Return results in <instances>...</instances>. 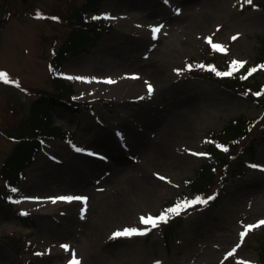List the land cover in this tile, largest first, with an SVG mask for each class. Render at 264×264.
<instances>
[{
  "label": "rangeland",
  "instance_id": "374dc122",
  "mask_svg": "<svg viewBox=\"0 0 264 264\" xmlns=\"http://www.w3.org/2000/svg\"><path fill=\"white\" fill-rule=\"evenodd\" d=\"M87 1L0 0V72L19 84L0 81V264H69L72 252L81 264H264V225L240 237L264 220V93L251 99L208 67L240 60L244 74L264 60V0H100L96 8ZM152 21L163 25L155 39ZM88 31L94 46L64 55L54 75L57 53ZM209 37L226 51L213 50ZM159 70L165 77L154 80ZM135 72L146 77L139 86L121 82ZM256 79L264 82V69ZM40 97L69 101L50 113L71 140L46 135L30 162L22 146L42 135L32 125ZM244 120L247 135L230 143L226 165L194 194L208 150L220 143L215 136ZM58 196L87 197L83 217L84 202L48 199ZM197 196L215 199L184 210L167 233L161 223L146 235L112 238L143 229L141 216H157L173 200Z\"/></svg>",
  "mask_w": 264,
  "mask_h": 264
},
{
  "label": "trees",
  "instance_id": "16d2710c",
  "mask_svg": "<svg viewBox=\"0 0 264 264\" xmlns=\"http://www.w3.org/2000/svg\"><path fill=\"white\" fill-rule=\"evenodd\" d=\"M99 1L100 0H88L87 2L90 4L92 3L93 7L96 8L99 5L98 4ZM93 7H91V9H93ZM89 33L90 32L88 31L86 32V34H82L79 37L80 39L78 41H71L69 42V44H67V46L62 47L60 52L57 53V55L53 59L54 68H57L58 66L62 64V61L64 60L63 58L64 55L66 56L67 54H70V53L72 55H77V54L88 51L90 47L94 46L95 44L94 37L92 40L91 37L88 35ZM263 44H264V41H263ZM213 64H216V63L213 62ZM261 64H264L263 59L254 63L253 67H256L258 70L260 69L258 66ZM257 70L253 72L250 76L248 75L247 78L245 79V78L240 77L236 72H233V75L231 76L217 75V72L228 71V68H226L225 65H222V66L215 65V72H216L217 79L221 80V82L224 85L229 86L231 88H234V87L240 88L241 93H243L244 95L254 100H259L255 97L256 93L263 92L264 90V83L256 79L257 76L259 75ZM58 100L59 99L55 97H41V98H38L33 103L32 125L35 127L34 129H36L38 132L35 134L41 133L42 135L39 137L35 135L32 136L30 138L32 144L22 146L23 150L27 153V156L25 157L28 158V161L30 159V162L34 161V159L32 160V158L34 157L33 152L36 149L37 150L39 149L40 140L41 138H44L46 135L48 137L58 136L59 138H62V139L71 138V133L64 131L59 126H56L54 124V120L51 118L52 115L50 113V107L53 105V103L62 104L64 105L65 108H67L69 105L68 100L66 101L65 99H61L60 102ZM103 103L109 106L111 104L108 101H104ZM239 124H231L222 133H219V135L215 137H217L220 141L224 142L225 145L228 147V145H231L230 144L231 142H234V141L237 142L238 140H240V138H243L245 135H247L245 129H247L249 123L245 122L244 120V122L242 121L241 125ZM209 152L211 154L209 163L207 164L205 163L203 165V167L201 168L199 172V177L194 182H192L193 183L192 189L194 190V194L196 195L202 194L203 192H205L206 188L209 187V185L211 184L210 177L214 173V170L216 169V167L222 164L226 165L227 163V157H226L227 155L221 149L217 148L216 146H211ZM24 158L20 159L19 162H23ZM182 199L183 198H178L176 200L169 202L165 206V208L172 207L173 205H175L178 201ZM183 212L184 210L181 211L179 215H172L167 223H163V226L160 227V231L163 232V234L164 232L167 233V230H166L167 225H170L176 219L184 216L185 214H183Z\"/></svg>",
  "mask_w": 264,
  "mask_h": 264
},
{
  "label": "snow or ice",
  "instance_id": "6c2138e0",
  "mask_svg": "<svg viewBox=\"0 0 264 264\" xmlns=\"http://www.w3.org/2000/svg\"><path fill=\"white\" fill-rule=\"evenodd\" d=\"M166 2H167V0H166ZM244 3L251 5L253 3V0H244ZM176 11H177V13H179L180 10L177 9ZM105 18L114 19L113 17H109L107 14H105ZM52 19H57V18L53 17ZM93 19H99V17H93ZM162 27H163V25H158V26H152L151 27L154 39L156 37V34L160 32ZM238 35L239 34H237V36H233L232 39L236 40L238 38ZM207 39H208V43L211 44L213 50L226 51V49H225V47L223 45L212 43L211 37H209ZM245 63H246L245 61L233 60V61H231V64H230V68H231L230 71L217 72V75L231 76V75H233L234 71H238L239 68L243 67ZM198 67L204 68L205 66L204 65H198ZM208 67L212 68V66H208ZM258 67L264 69V64H261ZM192 68H193V65L189 64V65L186 66L185 70H191ZM256 70H257L256 67H253V68L249 69L248 75L250 76ZM182 71L183 70H180V69L176 70L177 74H181ZM242 78L246 79L247 77H242ZM67 79L86 81V82L90 83L92 80H95L96 78L95 77L88 78V77H81V76H75V77L68 76ZM0 81H4L6 83H13V84H16L17 86H19L17 81L9 80L8 79V74L5 73V72H0ZM104 82L105 83H115V81H113L111 78H108ZM146 88H147L148 97L151 98V96L154 94V91H155L154 86L151 85V83L146 82ZM256 95H260V93H256ZM139 99H144V97H140ZM76 151L79 152V151H82V149L76 148ZM194 155H204V154H202V153H194ZM251 167L256 168V167H259V166L258 165H251ZM160 179L163 180L165 178L164 177H160ZM12 191L15 192L17 190L13 188ZM26 199H30V198H26ZM48 199H50L51 202H53V203H56L57 201H68V202H71L73 200L84 202V208L81 210L82 217H83V212L87 208V200H88V198L84 197V196H58V197H49ZM213 199H215V196H210L207 199H204V198H202L200 196H197V197H195L193 199L184 198V199L178 201L172 207L165 208L157 216H152V215L141 216L140 217V223L145 225V227L143 229H141V228H125L123 230H118V231H116V232H114L112 234V238L146 235L153 228H157L161 223H167L172 215H179L181 213V211L186 210L187 208L193 207V206H195L197 204L207 205L208 202L210 200H213ZM24 214L26 215V213H24ZM260 225H264V220L259 221L258 224L246 225L244 231L240 233L241 240H243L244 236L247 234V232L249 230L254 229L256 227H259ZM61 247L64 250H66V251H70V246L67 245V244L61 245ZM237 247H239V245H237ZM235 251H236V248H233V250L228 253V256H232L235 253ZM36 254L37 255H42L41 253H36ZM69 264H81L80 260L77 258L76 254L74 252H72V257L69 260ZM155 264H161V262L160 261H156ZM238 264H252V262H250V261H248V262H240V261H238Z\"/></svg>",
  "mask_w": 264,
  "mask_h": 264
},
{
  "label": "bare ground",
  "instance_id": "6f19581e",
  "mask_svg": "<svg viewBox=\"0 0 264 264\" xmlns=\"http://www.w3.org/2000/svg\"><path fill=\"white\" fill-rule=\"evenodd\" d=\"M149 24H150L149 25V28H150L149 30H151L152 26L160 25V23L156 22V21H152ZM164 77H165V75H164L163 71H161V70H159L158 72L153 73V79L154 80H162ZM145 79H146L145 76H139V73L135 72V73H133V74H131L129 76H126V75L123 76L121 78V82L125 83L124 85L128 86L129 88H131V87L139 86L141 84V81L142 80L144 81ZM148 79H151V78L149 77ZM79 183L82 184L80 181H79Z\"/></svg>",
  "mask_w": 264,
  "mask_h": 264
}]
</instances>
